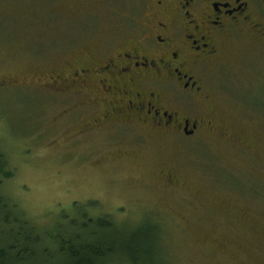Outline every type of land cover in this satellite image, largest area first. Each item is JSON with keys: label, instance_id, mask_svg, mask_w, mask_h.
I'll return each instance as SVG.
<instances>
[{"label": "rangeland", "instance_id": "obj_1", "mask_svg": "<svg viewBox=\"0 0 264 264\" xmlns=\"http://www.w3.org/2000/svg\"><path fill=\"white\" fill-rule=\"evenodd\" d=\"M120 1L0 0V197L37 227L40 249L55 228L109 217L158 224L167 264H264V40L247 32L204 71L197 105L214 129H93L77 95L44 85L127 35Z\"/></svg>", "mask_w": 264, "mask_h": 264}, {"label": "flooded vegetation", "instance_id": "obj_2", "mask_svg": "<svg viewBox=\"0 0 264 264\" xmlns=\"http://www.w3.org/2000/svg\"><path fill=\"white\" fill-rule=\"evenodd\" d=\"M120 2L128 7L119 23L127 35L119 43L104 38L94 57L80 56L67 75L49 76L44 86L77 95L74 111L92 118L93 129L146 128L178 140L214 129V117L197 105L208 99L204 71L247 32L264 40V0Z\"/></svg>", "mask_w": 264, "mask_h": 264}, {"label": "trees", "instance_id": "obj_3", "mask_svg": "<svg viewBox=\"0 0 264 264\" xmlns=\"http://www.w3.org/2000/svg\"><path fill=\"white\" fill-rule=\"evenodd\" d=\"M4 167L0 161V175L5 179L9 175ZM11 204L0 197V227L6 232L2 235L5 242L0 240V264H167L158 224L127 228L109 217L93 220L84 216L81 226L72 221L76 227L70 231L60 226L49 234L51 251L38 248L37 227Z\"/></svg>", "mask_w": 264, "mask_h": 264}]
</instances>
